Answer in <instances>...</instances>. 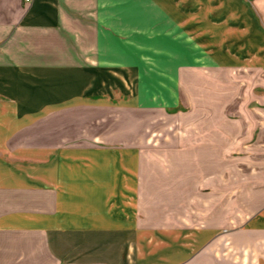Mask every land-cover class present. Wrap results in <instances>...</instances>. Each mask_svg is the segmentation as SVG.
Segmentation results:
<instances>
[{
    "label": "crops",
    "instance_id": "crops-1",
    "mask_svg": "<svg viewBox=\"0 0 264 264\" xmlns=\"http://www.w3.org/2000/svg\"><path fill=\"white\" fill-rule=\"evenodd\" d=\"M191 59L263 73L264 0H0V264H264L263 185L229 228L172 218L194 181L152 147L222 148Z\"/></svg>",
    "mask_w": 264,
    "mask_h": 264
},
{
    "label": "rangeland",
    "instance_id": "rangeland-1",
    "mask_svg": "<svg viewBox=\"0 0 264 264\" xmlns=\"http://www.w3.org/2000/svg\"><path fill=\"white\" fill-rule=\"evenodd\" d=\"M189 49L193 54H198L190 44ZM203 62L207 60H190L183 90L194 107L188 103L181 109L184 113L193 110L194 114L204 109L207 114L213 107L215 110L221 107L222 134L217 136L220 138L217 141H221L222 148L209 149L212 153H203L201 149L200 154L194 151L196 148L193 146L178 152L170 148L167 154L164 147H152L151 156L154 162L170 166L174 180L187 178L190 182L194 181L193 192L189 191V201L172 204L171 214L175 224L182 223V217L189 221L191 228L220 223L223 229L231 226V219L243 221L255 206L257 197L251 202L250 193L246 195L244 190L258 192L261 185L264 186V72L239 68H201L204 65L214 67ZM156 77L150 76L149 79L159 82ZM157 91V94L163 93V90ZM208 114L212 115L211 112ZM209 168H215V171ZM206 181H218L215 183L222 193H207L208 190L201 187L205 186ZM245 186L251 188L246 189ZM231 192H234L232 197L229 196ZM152 206L142 204V217H148V222L154 223L159 217H155L158 213ZM144 257L142 252V263Z\"/></svg>",
    "mask_w": 264,
    "mask_h": 264
},
{
    "label": "built area",
    "instance_id": "built-area-1",
    "mask_svg": "<svg viewBox=\"0 0 264 264\" xmlns=\"http://www.w3.org/2000/svg\"><path fill=\"white\" fill-rule=\"evenodd\" d=\"M32 0H25L26 3H30Z\"/></svg>",
    "mask_w": 264,
    "mask_h": 264
}]
</instances>
